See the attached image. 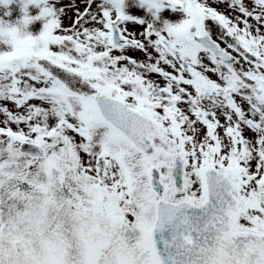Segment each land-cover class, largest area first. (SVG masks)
Segmentation results:
<instances>
[{
    "label": "snow or ice",
    "instance_id": "1",
    "mask_svg": "<svg viewBox=\"0 0 264 264\" xmlns=\"http://www.w3.org/2000/svg\"><path fill=\"white\" fill-rule=\"evenodd\" d=\"M0 264H264V0H0Z\"/></svg>",
    "mask_w": 264,
    "mask_h": 264
},
{
    "label": "rangeland",
    "instance_id": "2",
    "mask_svg": "<svg viewBox=\"0 0 264 264\" xmlns=\"http://www.w3.org/2000/svg\"><path fill=\"white\" fill-rule=\"evenodd\" d=\"M3 11H10L11 12V16L9 17V19H15L19 15L18 4L17 3H13L7 9H4V8L0 7V13H2Z\"/></svg>",
    "mask_w": 264,
    "mask_h": 264
}]
</instances>
